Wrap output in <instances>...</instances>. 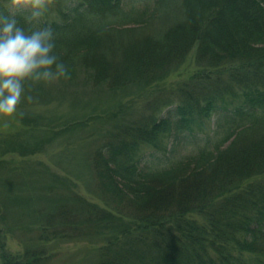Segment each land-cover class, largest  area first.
<instances>
[{
	"label": "trees",
	"instance_id": "1",
	"mask_svg": "<svg viewBox=\"0 0 264 264\" xmlns=\"http://www.w3.org/2000/svg\"><path fill=\"white\" fill-rule=\"evenodd\" d=\"M17 19L51 26L68 72L60 80L85 76L96 90L149 87L180 69L193 48L198 66L219 71L197 69L173 99L151 103L97 141L91 163L107 203L78 197V237L103 242L94 264H264V0H54L38 23ZM44 84L24 88L39 93ZM44 138H1L0 149L33 152ZM177 144L197 149L188 171L168 157ZM7 209L2 263H43L37 249H7ZM52 223L37 240L67 235L49 233Z\"/></svg>",
	"mask_w": 264,
	"mask_h": 264
},
{
	"label": "rangeland",
	"instance_id": "2",
	"mask_svg": "<svg viewBox=\"0 0 264 264\" xmlns=\"http://www.w3.org/2000/svg\"><path fill=\"white\" fill-rule=\"evenodd\" d=\"M195 55L193 48L180 69L149 87L140 82L131 89L122 88L116 92L106 88L96 90L87 82L85 84L86 78L81 76L72 83L60 79L45 83L39 93L24 88L18 114L9 117L0 114V139L34 142L45 137V141L41 149L33 152L7 150L5 153L0 149V211L8 207V220L12 221L9 227H4L9 251L20 254L37 249L43 253L41 264H94L99 261L103 242L78 237L82 234L78 232V221L84 218L78 215L79 207L82 208L78 197L100 207L107 203L103 200L107 198L100 195L91 163L97 141L148 112L151 103L173 99L179 85L202 68L197 65ZM204 70L211 71L212 76L219 72L202 68ZM77 122L82 124L79 129L77 126L67 131ZM29 125L31 130L27 131L25 128ZM212 125L207 122L206 130H211ZM33 127L50 130L53 134L42 137L32 130ZM174 149L168 157L183 162L187 171L190 170L196 163L197 149L180 144ZM46 221H53L45 227L49 233L62 230L68 231L67 235L50 241L37 240ZM0 264H3L1 257Z\"/></svg>",
	"mask_w": 264,
	"mask_h": 264
},
{
	"label": "clouds",
	"instance_id": "3",
	"mask_svg": "<svg viewBox=\"0 0 264 264\" xmlns=\"http://www.w3.org/2000/svg\"><path fill=\"white\" fill-rule=\"evenodd\" d=\"M53 2L6 0L0 4V114L6 117L18 114L26 82L50 84L68 78L66 65L54 51L51 26L26 28L17 19L22 15L28 25L38 23Z\"/></svg>",
	"mask_w": 264,
	"mask_h": 264
}]
</instances>
